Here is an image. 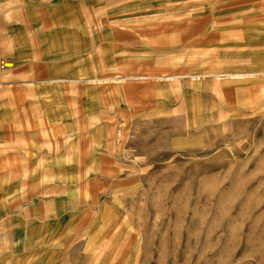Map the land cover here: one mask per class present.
Here are the masks:
<instances>
[{
  "label": "rangeland",
  "instance_id": "rangeland-1",
  "mask_svg": "<svg viewBox=\"0 0 264 264\" xmlns=\"http://www.w3.org/2000/svg\"><path fill=\"white\" fill-rule=\"evenodd\" d=\"M0 264H264V0H0Z\"/></svg>",
  "mask_w": 264,
  "mask_h": 264
},
{
  "label": "bare ground",
  "instance_id": "bare-ground-1",
  "mask_svg": "<svg viewBox=\"0 0 264 264\" xmlns=\"http://www.w3.org/2000/svg\"><path fill=\"white\" fill-rule=\"evenodd\" d=\"M5 65V67H10L11 65L10 64H8V63H6V64H4ZM236 76V75H235Z\"/></svg>",
  "mask_w": 264,
  "mask_h": 264
}]
</instances>
